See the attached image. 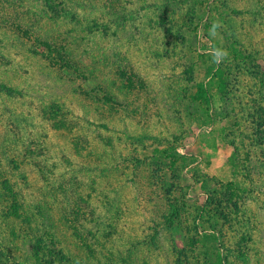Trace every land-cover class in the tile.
<instances>
[{"label":"rangeland","instance_id":"374dc122","mask_svg":"<svg viewBox=\"0 0 264 264\" xmlns=\"http://www.w3.org/2000/svg\"><path fill=\"white\" fill-rule=\"evenodd\" d=\"M259 123L264 0H0V264H264Z\"/></svg>","mask_w":264,"mask_h":264},{"label":"clouds","instance_id":"9594fccd","mask_svg":"<svg viewBox=\"0 0 264 264\" xmlns=\"http://www.w3.org/2000/svg\"><path fill=\"white\" fill-rule=\"evenodd\" d=\"M222 26L223 25L221 21H214L209 29V35L213 38L218 37L220 34L219 29H221ZM208 54L212 56V62L217 66L223 63L229 57L228 50L223 47H210Z\"/></svg>","mask_w":264,"mask_h":264},{"label":"trees","instance_id":"16d2710c","mask_svg":"<svg viewBox=\"0 0 264 264\" xmlns=\"http://www.w3.org/2000/svg\"><path fill=\"white\" fill-rule=\"evenodd\" d=\"M264 126H260V123H259V128L255 131L256 132V134H257V136H258V139H259V141H260V143L261 144H264V128H263ZM6 172V171H5ZM3 183H4V187H5V191H7L8 193H10V191L11 192H14V189H13V187L10 185L9 186V181H8V179H5L4 181H3ZM0 196L1 197H7V194L5 195L4 193H0ZM12 199L14 198L13 196H10ZM7 199V198H6ZM17 204H18V202H16V201H13V203H12V205L9 207V209H10V211H9V217L11 216V215H13V216H15L16 218H18L19 217V215H20V213H19V211H18V207H17ZM60 255H58V257H59ZM64 260H65V262H67L66 264H69V261H71V257H65L64 258ZM62 264H64V262H62Z\"/></svg>","mask_w":264,"mask_h":264}]
</instances>
